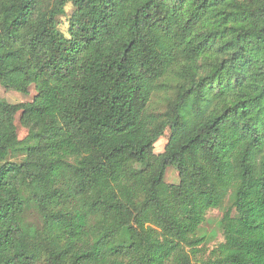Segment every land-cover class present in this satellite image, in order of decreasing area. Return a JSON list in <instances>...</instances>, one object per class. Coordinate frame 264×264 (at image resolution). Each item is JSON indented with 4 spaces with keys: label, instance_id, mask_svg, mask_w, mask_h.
Here are the masks:
<instances>
[{
    "label": "trees",
    "instance_id": "obj_1",
    "mask_svg": "<svg viewBox=\"0 0 264 264\" xmlns=\"http://www.w3.org/2000/svg\"><path fill=\"white\" fill-rule=\"evenodd\" d=\"M0 85V264H264V0H0Z\"/></svg>",
    "mask_w": 264,
    "mask_h": 264
},
{
    "label": "rangeland",
    "instance_id": "obj_2",
    "mask_svg": "<svg viewBox=\"0 0 264 264\" xmlns=\"http://www.w3.org/2000/svg\"><path fill=\"white\" fill-rule=\"evenodd\" d=\"M73 9H74L73 5L67 4L65 7V14L63 16L58 17V27L65 34H67L68 17L70 16ZM34 95H35V90L33 86L29 88L28 94H24L16 91L6 90L0 85V98H3L8 102L17 103V102L31 101ZM15 124L17 128L18 138L22 139L23 137L26 136L27 130L20 125L18 114L15 117ZM168 135H169V130L167 129L164 135L161 136V138L155 142L153 149L156 153L161 152L163 150ZM164 180L168 183H176L178 181L177 172L172 166L167 168L164 175ZM221 216H222L221 209L209 210L207 212L205 221L198 230V235L205 237V246L206 249L208 250L212 249L219 242L223 240L222 234L218 226Z\"/></svg>",
    "mask_w": 264,
    "mask_h": 264
}]
</instances>
